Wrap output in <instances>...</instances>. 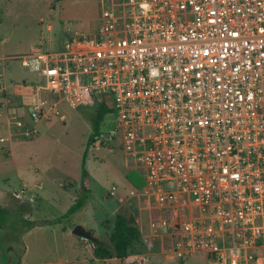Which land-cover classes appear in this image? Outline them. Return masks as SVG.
<instances>
[{"label":"built area","instance_id":"built-area-1","mask_svg":"<svg viewBox=\"0 0 264 264\" xmlns=\"http://www.w3.org/2000/svg\"><path fill=\"white\" fill-rule=\"evenodd\" d=\"M101 2L91 34L75 31L54 51L42 43L20 56L53 102L34 107L31 119L49 121L60 102L112 106L116 130L104 138H118L143 171L147 205L172 214L150 222L172 229V253L256 263L251 251L264 248V0ZM37 133L32 126L19 135ZM99 144L96 137L91 146Z\"/></svg>","mask_w":264,"mask_h":264},{"label":"rangeland","instance_id":"rangeland-1","mask_svg":"<svg viewBox=\"0 0 264 264\" xmlns=\"http://www.w3.org/2000/svg\"><path fill=\"white\" fill-rule=\"evenodd\" d=\"M101 1L0 0V137H9L7 114L10 129L14 132L18 122L12 119V115L18 108L22 110L18 112L17 120L29 124L27 127L36 124L38 129V135L33 139L13 136V156L6 155L11 143L0 142V207L10 213L6 225L0 229V255L1 250L4 253L10 249L13 251L6 264L9 259L11 264H99L90 253V248H94L92 241L75 236L73 231L81 227L108 244L117 213L133 215L142 233H149V211L141 212V228L138 221L140 212L135 213L137 209H133V200L127 203L128 210L119 204L122 196L135 200L138 197L146 209L151 208L141 195L145 185L143 171L126 160L118 138H104L116 130L114 114L106 115L99 125L96 132L100 142L98 149L91 145L88 147L85 160L87 175L83 178L87 143L95 131L90 121L95 107L72 109L60 102L58 115L51 114L48 122H34L31 120L33 107L14 102L18 99L14 96L18 86L35 90L40 84L38 75L22 66L20 56L42 43L43 50L54 51L75 31L91 34L100 24ZM43 92L42 99L47 100V93ZM5 98L12 100L9 107ZM62 115L65 116L64 121L61 120ZM63 184L73 188L77 194L80 192L78 185L84 184L90 191V200L80 210L69 214L68 210L75 204V192L67 189L66 194L59 188ZM129 185L135 189L134 195L129 193ZM150 210L156 224L162 219H172L170 213L161 214L155 207ZM163 232L161 229L158 231ZM158 233L154 232L153 237L161 235ZM167 234L172 236V229L169 228ZM151 237H144L134 247L133 253L146 252L142 245L151 247ZM151 249L149 252L159 251L158 243H153ZM256 253V256L264 257V249ZM197 259L194 257L185 264H202ZM0 264H4L1 257Z\"/></svg>","mask_w":264,"mask_h":264},{"label":"crops","instance_id":"crops-1","mask_svg":"<svg viewBox=\"0 0 264 264\" xmlns=\"http://www.w3.org/2000/svg\"><path fill=\"white\" fill-rule=\"evenodd\" d=\"M69 37V36H68ZM33 48V47H32ZM22 64V63H21ZM24 67V66H23ZM2 90H3V93L5 92V90H6V88L3 86V88H2ZM29 90V91H28ZM30 92H31V94H30ZM36 92V93H35ZM42 93H44L42 90H38V88H36L35 90H33L31 87H24V86H18V89H17V91L14 93V96H16V97H18V99H16L14 102H18L20 105H22V106H24V107H29V106H32L33 108L34 107H36V106H38L41 102H47V104H48V106H51L52 105V99H51V97L49 96V94L47 93V96H48V99L47 100H43L42 99ZM5 94V93H4ZM45 95V94H44ZM12 102V100H10V99H7V98H5V104L7 105V107H9L10 105V103ZM14 106H16V104L14 103ZM57 108H58V106H57ZM24 109V108H23ZM15 110V109H14ZM17 111H15V115L13 116L12 115V119L13 120H16V122H18L17 123V125H15V127H14V132H12V129H10V126H9V119H10V117L8 116V114H7V120H8V131H9V137H7V138H4V139H7L10 143H11V145H10V147L11 148H8V151H7V154L6 155H8V156H13V143H12V139H13V136L14 135H16V136H19V133L21 132V131H23L24 129H26V128H28L27 126L29 125V124H26V123H24V122H22V121H19V120H17V115H19L18 114V112L20 111V110H22L21 108H18V109H16ZM7 113V112H6ZM64 116V115H63ZM65 117V116H64ZM32 120V119H31ZM50 120H51V118H50ZM49 120V121H50ZM62 120V119H61ZM65 120V119H64ZM63 120V121H64ZM33 121V120H32ZM35 122V121H34ZM45 122H48V121H45ZM24 126V127H23ZM33 126H34V124H33ZM30 127H32V126H30ZM35 127H36V124H35ZM36 129H37V127H36ZM15 130L17 131L16 132V134H15ZM37 131H38V129H37ZM37 135H38V133H37ZM36 137V135L33 137V138H35ZM32 138V139H33ZM5 142H7V141H5ZM80 187V192H78V194L76 193V191L73 189V188H70V187H65V184H63V185H61L59 188H62L63 190H64V192L67 194L68 193V191L66 192L65 190H72L73 192H75V202L77 201V199H79L82 195H83V193H84V188H83V192L81 191L82 190V188H81V186L80 185H78V188ZM40 189H42L43 190V188H42V186L40 187ZM88 189V188H87ZM129 189H130V192L129 193H131V192H133L134 193V191H135V189L134 188H132L130 185H129ZM16 196L17 197H19L20 198V195L17 193L16 194ZM88 199L90 200V194L88 195ZM87 199V200H88ZM130 200H133V205H134V208L133 209H137V212H135V213H137L138 214V212H140V215L138 214V221H139V224H140V226H141V228H142V224H141V212H143L144 210H147V211H149L148 213V215H149V218H150V221H149V233L148 234H144V233H142V231H141V234H142V241L144 240V237H146V236H148V235H152V237L150 238L151 239V241H152V246H153V243H158V245H159V251H154V252H149V251H151L152 249V246L151 247H149V246H145V245H142V247L143 248H145L146 249V252H144V251H142L141 253H132V254H130L125 260H124V262H121V261H119L118 259H116V258H113V259H108V260H99V259H97V258H95L94 257V254H93V249H91L90 248V253H91V256L94 258V261L95 262H97V263H99V264H105L106 262H116V264H153L154 262H159V263H164V264H169V263H171V262H177L178 264H185L186 262H188L190 259H192V258H194V257H196V258H198L197 260L198 261H200L202 264H209L208 263V261H206V259L204 258V256H202V255H200V254H195V255H192V256H190V257H188L186 260H181V259H178L173 253H172V246H173V238H172V236H171V234H167V230L169 229V228H164V227H162L161 225H159L155 230H153L151 227H150V222L151 221H154L155 219H152V210H150L151 208H149V209H146V207H145V205L143 204V202H141V200L137 197V199L135 200V198H131L130 199V197H127V196H122L120 199H119V204H122L123 205V207H124V209L125 210H128V206H127V203L130 201ZM132 206V205H131ZM68 208V207H67ZM66 208V209H67ZM129 211H130V209H129ZM130 213H132V211H130ZM130 213H128V214H130ZM161 214H163L164 212H160ZM158 214H159V212H158ZM164 214H168V213H164ZM136 220H137V218H136ZM163 230L164 232H166V233H158V231L159 230ZM171 229V228H170ZM86 231V230H85ZM87 233H90V232H88V231H86ZM154 232H157L158 233V235L159 234H161V235H159V236H157V237H153V234H154ZM90 234H92V237L93 238H95V239H98V240H100L102 243H105V241H103V240H101V239H99V238H97L93 233H90ZM109 240V239H108ZM84 243H86L85 241H83ZM91 242V241H90ZM168 242H170L171 243V245L169 244L168 245ZM93 243V242H92ZM86 244H88V243H86ZM106 245H109V243L107 244V243H105ZM168 245V246H167ZM138 249H142V248H138ZM262 249H264V248H260V249H258V250H253V251H251L252 253L253 252H259L260 250H262ZM254 253V255L256 256V254ZM257 257V262L256 263H254V264H260L261 262H264V257H262V258H260V257H258V256H256Z\"/></svg>","mask_w":264,"mask_h":264},{"label":"trees","instance_id":"trees-1","mask_svg":"<svg viewBox=\"0 0 264 264\" xmlns=\"http://www.w3.org/2000/svg\"><path fill=\"white\" fill-rule=\"evenodd\" d=\"M113 113L112 106L107 104H100L95 107V114L91 117L90 121L94 128V133L89 137L86 152L83 159L82 176L86 177L85 160L87 157L88 147L94 142L99 125L106 115ZM84 188L83 195L77 199L75 204L68 210L69 214L80 210L88 199L90 194L89 189L82 184ZM10 213L7 209L0 207V229L4 227L9 219ZM90 234V233H89ZM92 236V234H90ZM142 242V234L137 225L136 217L129 216L123 213H117L114 218V225L109 234V245L102 243L100 240L93 241V254L99 260H108L116 258L121 262L133 253L134 247Z\"/></svg>","mask_w":264,"mask_h":264},{"label":"water","instance_id":"water-1","mask_svg":"<svg viewBox=\"0 0 264 264\" xmlns=\"http://www.w3.org/2000/svg\"><path fill=\"white\" fill-rule=\"evenodd\" d=\"M81 188H82V192H83V187L82 185H80ZM73 234L79 238H82L83 240L85 241H94V238L89 234L87 233L85 230H83L81 227H76L73 231Z\"/></svg>","mask_w":264,"mask_h":264},{"label":"flooded vegetation","instance_id":"flooded-vegetation-1","mask_svg":"<svg viewBox=\"0 0 264 264\" xmlns=\"http://www.w3.org/2000/svg\"><path fill=\"white\" fill-rule=\"evenodd\" d=\"M1 251L2 252H1L0 257L4 260V264H6V262H5L6 259L13 254V251H12V249L6 251L5 253H4L3 250H1ZM18 257H19V254H18ZM8 264H11V260L10 259L8 260Z\"/></svg>","mask_w":264,"mask_h":264}]
</instances>
